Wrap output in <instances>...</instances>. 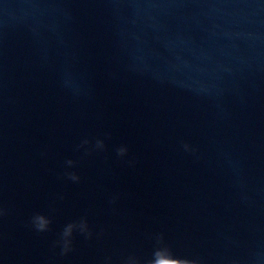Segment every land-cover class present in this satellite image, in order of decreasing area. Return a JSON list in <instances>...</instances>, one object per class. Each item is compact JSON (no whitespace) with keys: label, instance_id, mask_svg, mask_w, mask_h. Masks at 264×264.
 I'll use <instances>...</instances> for the list:
<instances>
[{"label":"water","instance_id":"obj_1","mask_svg":"<svg viewBox=\"0 0 264 264\" xmlns=\"http://www.w3.org/2000/svg\"><path fill=\"white\" fill-rule=\"evenodd\" d=\"M0 264H264V0H0Z\"/></svg>","mask_w":264,"mask_h":264}]
</instances>
